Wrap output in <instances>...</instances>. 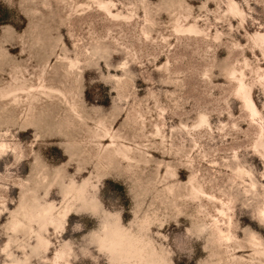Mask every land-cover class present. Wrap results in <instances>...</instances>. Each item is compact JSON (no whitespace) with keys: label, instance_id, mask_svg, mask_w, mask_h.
Returning a JSON list of instances; mask_svg holds the SVG:
<instances>
[{"label":"rangeland","instance_id":"rangeland-1","mask_svg":"<svg viewBox=\"0 0 264 264\" xmlns=\"http://www.w3.org/2000/svg\"><path fill=\"white\" fill-rule=\"evenodd\" d=\"M263 208L264 0H0V264H264Z\"/></svg>","mask_w":264,"mask_h":264},{"label":"bare ground","instance_id":"bare-ground-1","mask_svg":"<svg viewBox=\"0 0 264 264\" xmlns=\"http://www.w3.org/2000/svg\"><path fill=\"white\" fill-rule=\"evenodd\" d=\"M105 136H106V134H105ZM70 159H71V157H70ZM84 185H85V181L81 185H78V187L76 188V190H78V194L76 195V200H79L80 202H82L84 208L90 207L93 211H96L97 205H94L92 203L93 200L88 199V198L85 199L83 197L84 191L86 190ZM78 196H81V198H79ZM51 209H52V206H49L47 208H41L40 207V209H37V210H35L33 207V209H32L33 212L31 213L30 217H31V219H33L35 217H39V216L47 217L48 215L51 214ZM66 214L67 213L64 212L63 216H65ZM260 215L264 219V208L260 211ZM113 218H114V220L110 224L105 225V230H106L107 235H106V239H104V244L112 246L115 251L124 250V249H127L129 247H134L133 240L129 239L127 237V235H128L127 228H125L121 224L118 217H113ZM21 223L22 222L19 221L18 225H21ZM53 224H54L56 229L62 228L60 221H53ZM16 228H18V227H15V229ZM220 233L222 234V236H227V235H225L227 232H225V234H224V231L221 228H220ZM229 234H230V232H229ZM250 237H251V246L257 252L260 251V248L263 249L261 247L262 246L261 241L257 238V236L255 234H252ZM127 239H129V240H127ZM228 239H229V237H228ZM38 243H39V245L43 246L46 250H49L50 245H51V241H49L46 238H43L42 236L38 237Z\"/></svg>","mask_w":264,"mask_h":264}]
</instances>
